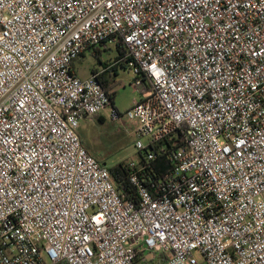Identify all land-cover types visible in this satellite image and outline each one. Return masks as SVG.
I'll list each match as a JSON object with an SVG mask.
<instances>
[{
	"label": "built area",
	"instance_id": "1",
	"mask_svg": "<svg viewBox=\"0 0 264 264\" xmlns=\"http://www.w3.org/2000/svg\"><path fill=\"white\" fill-rule=\"evenodd\" d=\"M119 41L124 112L71 67ZM106 108L135 202L78 135ZM62 262L264 264V0H0V264Z\"/></svg>",
	"mask_w": 264,
	"mask_h": 264
},
{
	"label": "rangeland",
	"instance_id": "2",
	"mask_svg": "<svg viewBox=\"0 0 264 264\" xmlns=\"http://www.w3.org/2000/svg\"><path fill=\"white\" fill-rule=\"evenodd\" d=\"M107 48L102 50L96 59L92 54L85 53L84 56L75 60V68L79 76L89 73V69L93 67L99 68V61H112L116 54L115 45L107 42ZM119 75L116 84L123 85L124 88L118 89L114 96V104L119 112H124L131 107L134 99L140 97L139 93L132 87L134 74L128 69L118 68ZM106 119L100 124H92L88 126L86 123L82 125V136L86 144L92 150V155L100 164L111 168L119 163H127L131 159H137L138 151L134 147L136 140L134 134V122L121 119L116 123H112L107 119V111L102 112ZM110 132H113L110 134ZM143 144L147 143L146 139H141ZM201 264H204L201 262Z\"/></svg>",
	"mask_w": 264,
	"mask_h": 264
},
{
	"label": "crops",
	"instance_id": "3",
	"mask_svg": "<svg viewBox=\"0 0 264 264\" xmlns=\"http://www.w3.org/2000/svg\"><path fill=\"white\" fill-rule=\"evenodd\" d=\"M105 48H107L106 46H103V47H100V50H105ZM87 53H90L92 54L93 52L90 51V52H87ZM93 55V54H92ZM117 54H115L112 58V61H106V62H101L99 61V68L97 67H93L91 69H89V73L87 75H84V76H79V74L77 73V70L75 68V64L76 62L73 61L72 62V70L74 71V73L79 77V78H82V79H86L88 77H90L91 75H96L97 78L99 77V81L100 83L104 86V88L107 90V92L109 93V96H110V101H111V105L116 109L115 107V104H114V96H115V93L118 91V89L120 88H124L123 85H120V84H116V79H117V76L119 75L118 73V68H125L123 66V64L121 63L120 60H116L115 61V57H116ZM94 56V55H93ZM99 56V55H98ZM95 57V56H94ZM94 71V72H92ZM138 91L140 92V88L138 89ZM137 91V92H138ZM138 92V93H139ZM139 98L137 99H134L132 104L134 103V101H137ZM131 104V106H132ZM103 111H107V119L110 121L109 117H108V114H109V109L106 108L105 110ZM102 111V112H103ZM100 113L94 117H90V118H85L83 119L80 124H79V128H78V135L80 137V140H81V143L83 145V147L87 150V152L92 156L94 154H92V150L90 148V146L88 144H86V142L84 141L83 139V136H82V132H81V129H82V124L83 123H88L87 125L88 126H92V124H96L97 122L102 124L105 122V115L103 113ZM93 122V123H92ZM112 122V121H110ZM97 123V124H98ZM112 123H116V122H112ZM135 127H136V123H134V130H135ZM113 132H110V134H112Z\"/></svg>",
	"mask_w": 264,
	"mask_h": 264
},
{
	"label": "trees",
	"instance_id": "4",
	"mask_svg": "<svg viewBox=\"0 0 264 264\" xmlns=\"http://www.w3.org/2000/svg\"><path fill=\"white\" fill-rule=\"evenodd\" d=\"M102 46L103 45H101L100 47H102ZM100 47L90 49L87 52L92 51L93 52L92 54L95 56L96 59H98V55L102 51V50H100ZM115 52L117 54L115 57V61L120 60L121 63L123 64L122 61H123L124 56L126 55V50L124 49V47L120 41L118 43H116V45H115ZM82 56H84V54L81 55V57ZM123 66L126 67L124 64H123ZM92 72H94V71H92ZM97 79L99 80V77ZM102 87L105 91H107L103 85H102ZM147 88H148V84L146 82H143L142 86L140 87V91H144ZM176 141H180V136H178ZM152 149L155 151L156 150L158 151L159 147L158 146H156L155 148L152 147ZM137 157H141L140 153H138ZM152 165H153V168L159 174L170 169L169 165L167 164V161L159 155H158V159L155 162H153ZM108 170H109L111 179L113 181V184H114L116 190L118 191V193L120 194V196L122 197V199L125 201H134L135 202L136 201V192H135V189L132 187V185L128 181L126 163L116 164V165L112 166L111 168H108ZM59 264H66V263L62 262Z\"/></svg>",
	"mask_w": 264,
	"mask_h": 264
}]
</instances>
